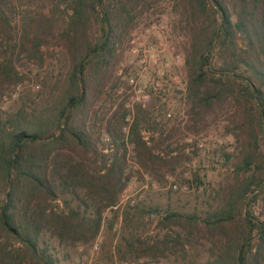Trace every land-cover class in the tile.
Here are the masks:
<instances>
[{"label":"trees","instance_id":"1","mask_svg":"<svg viewBox=\"0 0 264 264\" xmlns=\"http://www.w3.org/2000/svg\"><path fill=\"white\" fill-rule=\"evenodd\" d=\"M155 1L0 0V91L22 80L17 65L44 49L61 46L67 56L49 102L0 125V264H56L53 243L93 240L127 185V145L141 163L140 156L159 158L137 116L130 121L119 107L102 114L98 129L92 116L94 99L112 94L105 88L118 47ZM174 7L189 29L187 113L198 123L225 111L240 148L233 198L205 220L212 243H223L205 264H264V0H175ZM248 197L261 199L259 216L245 210L237 222L236 204ZM180 221L167 211L159 223Z\"/></svg>","mask_w":264,"mask_h":264},{"label":"rangeland","instance_id":"2","mask_svg":"<svg viewBox=\"0 0 264 264\" xmlns=\"http://www.w3.org/2000/svg\"><path fill=\"white\" fill-rule=\"evenodd\" d=\"M174 3L156 0L135 20L118 47V61L105 88L112 87V94L95 98L92 108L94 129L104 112L107 117L119 107L130 112V121L137 116L142 138L159 158L140 156L141 163L127 145L129 179L115 205L104 210L101 229L89 242L66 247L53 243L56 264H205L222 250L223 243H212L214 238H209L205 220H212L233 198V168L240 148L227 132L230 122L225 111L198 123L187 113L184 58L189 29ZM66 67L61 46L44 49L36 58L17 65L25 76L0 91L19 86L18 95L0 109V125L7 117L16 119L21 108L30 112L47 104L56 85H61L58 78ZM139 89L150 95L144 106L135 99ZM166 112H171V119L165 118ZM127 130L125 125L123 131ZM260 205L259 198L254 202L249 197L241 199L234 211L237 222L245 210L259 216ZM167 211L177 213L180 223L160 224ZM190 216L196 220L188 228ZM250 234L255 246V230Z\"/></svg>","mask_w":264,"mask_h":264},{"label":"built area","instance_id":"3","mask_svg":"<svg viewBox=\"0 0 264 264\" xmlns=\"http://www.w3.org/2000/svg\"><path fill=\"white\" fill-rule=\"evenodd\" d=\"M155 85L156 86H154V87H157L158 83L155 82ZM35 88H38V85H36ZM18 89H19V86H17L16 88H14L12 90H9V91H6V92H3L0 94V109H4L6 107V105L8 104V102L18 95ZM135 93H136V95H135L136 101L139 102L142 106L146 105V103L149 102L150 95L148 92H145L144 90L139 89L137 91L135 90ZM165 118L171 119L172 118L171 112H166ZM93 248L94 249L98 248V242L94 243Z\"/></svg>","mask_w":264,"mask_h":264}]
</instances>
